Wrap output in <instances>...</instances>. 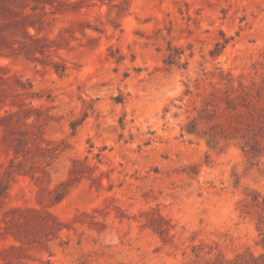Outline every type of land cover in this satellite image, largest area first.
Instances as JSON below:
<instances>
[{
	"label": "rangeland",
	"instance_id": "obj_1",
	"mask_svg": "<svg viewBox=\"0 0 264 264\" xmlns=\"http://www.w3.org/2000/svg\"><path fill=\"white\" fill-rule=\"evenodd\" d=\"M0 264H264V0H0Z\"/></svg>",
	"mask_w": 264,
	"mask_h": 264
}]
</instances>
